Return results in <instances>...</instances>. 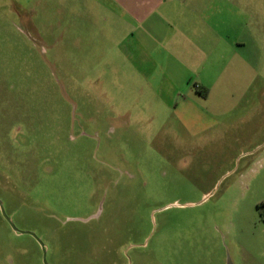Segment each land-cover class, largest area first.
<instances>
[{
  "label": "rangeland",
  "instance_id": "obj_1",
  "mask_svg": "<svg viewBox=\"0 0 264 264\" xmlns=\"http://www.w3.org/2000/svg\"><path fill=\"white\" fill-rule=\"evenodd\" d=\"M189 3L225 45L168 97L100 0H0V202L47 264H264V0ZM27 233L0 213V264Z\"/></svg>",
  "mask_w": 264,
  "mask_h": 264
},
{
  "label": "crops",
  "instance_id": "obj_2",
  "mask_svg": "<svg viewBox=\"0 0 264 264\" xmlns=\"http://www.w3.org/2000/svg\"><path fill=\"white\" fill-rule=\"evenodd\" d=\"M192 1L100 0L101 12L118 20L115 29H107L118 34L109 48L126 51L122 62H128L142 82L140 89L150 91L149 95H174L186 86L192 72L202 71L211 55L224 48L225 38L217 24L207 23ZM56 11L55 15L63 14L60 3ZM98 31L93 27V35ZM198 88L207 93L201 85ZM169 102L165 101L166 107H171Z\"/></svg>",
  "mask_w": 264,
  "mask_h": 264
},
{
  "label": "water",
  "instance_id": "obj_3",
  "mask_svg": "<svg viewBox=\"0 0 264 264\" xmlns=\"http://www.w3.org/2000/svg\"><path fill=\"white\" fill-rule=\"evenodd\" d=\"M0 212H1L2 217L9 223V225L11 226V228L13 229V231L18 232V233H23V234L27 233V232H20V231H18L16 229V227L13 225V223L11 222V220L5 214L1 202H0ZM27 234L31 235L39 243V245H40V247L42 249V253H43V264H47L46 258H45L46 257L45 256L46 255V252H45V249H44L43 244L40 242V240L34 234H32V233H27Z\"/></svg>",
  "mask_w": 264,
  "mask_h": 264
},
{
  "label": "trees",
  "instance_id": "obj_4",
  "mask_svg": "<svg viewBox=\"0 0 264 264\" xmlns=\"http://www.w3.org/2000/svg\"><path fill=\"white\" fill-rule=\"evenodd\" d=\"M259 212H260V214H261V217L263 218V220H264V202L263 203H261L260 205H259Z\"/></svg>",
  "mask_w": 264,
  "mask_h": 264
},
{
  "label": "flooded vegetation",
  "instance_id": "obj_5",
  "mask_svg": "<svg viewBox=\"0 0 264 264\" xmlns=\"http://www.w3.org/2000/svg\"><path fill=\"white\" fill-rule=\"evenodd\" d=\"M259 207V206H258ZM1 213V212H0Z\"/></svg>",
  "mask_w": 264,
  "mask_h": 264
}]
</instances>
